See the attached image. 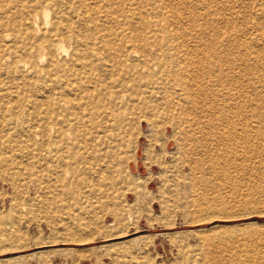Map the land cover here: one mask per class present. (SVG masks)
I'll return each instance as SVG.
<instances>
[{
  "label": "rangeland",
  "instance_id": "1",
  "mask_svg": "<svg viewBox=\"0 0 264 264\" xmlns=\"http://www.w3.org/2000/svg\"><path fill=\"white\" fill-rule=\"evenodd\" d=\"M0 264H264V0H0Z\"/></svg>",
  "mask_w": 264,
  "mask_h": 264
},
{
  "label": "bare ground",
  "instance_id": "2",
  "mask_svg": "<svg viewBox=\"0 0 264 264\" xmlns=\"http://www.w3.org/2000/svg\"><path fill=\"white\" fill-rule=\"evenodd\" d=\"M187 124H188L187 128L189 129L188 135H187V143L189 144V149L186 152V157H185L184 161L181 163V165L178 168L180 173H183L185 169L189 170V172L198 170L197 168L205 166L208 162L212 161V155L211 154L208 155V153H209L208 147L203 142H201L200 139H196V137H195V132H194V130H192L194 122L192 120H188ZM49 126H50V124H47L46 128ZM51 128H47V129L51 130ZM149 128H150V126H149ZM96 129L98 130V133L101 136H98L95 140H92L91 142L96 141V143H98L100 141V143H102L103 145L115 143L111 139V137L115 136L116 132L118 131V124L115 121L110 123V120H107V124L104 127H101L100 125H98L96 127ZM130 139H131V137H130ZM129 143H130V140L126 146V150L129 148ZM146 165L149 166L148 163H146ZM150 178L151 177L149 176L147 178V180L135 184V188L137 189V192L140 193V195L142 197H144L145 200H147V201H150V196L147 195L145 192V184L150 180Z\"/></svg>",
  "mask_w": 264,
  "mask_h": 264
}]
</instances>
